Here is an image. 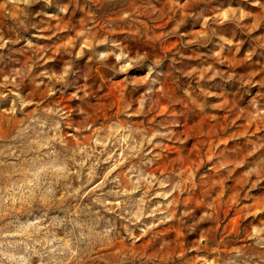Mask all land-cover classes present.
<instances>
[{
  "label": "clouds",
  "instance_id": "clouds-1",
  "mask_svg": "<svg viewBox=\"0 0 264 264\" xmlns=\"http://www.w3.org/2000/svg\"><path fill=\"white\" fill-rule=\"evenodd\" d=\"M75 2L79 5V0ZM114 2L85 0L86 6L97 9ZM123 3L127 7L97 32L94 16L87 17L80 28L63 23L61 17L69 15V6L57 0H0V264H169L170 260L183 264L186 259L184 251L161 260L159 254L149 255L138 247L161 224L191 215L177 216L171 210L178 206L175 196L191 192L195 176L183 168L153 171L167 154V143L186 145L188 140L178 135L179 118L170 112L176 98L159 80L164 59L149 51L132 54L122 37L147 36L148 25L141 15L152 23L171 15L175 21L171 28L148 37L150 45L162 46L191 22L193 27L199 23L201 30L190 33L192 38L182 46L207 48L217 35L214 25H234L252 38L247 54L251 62L264 50V34H260L264 2L238 0L234 6L213 8L214 0H167L163 11L154 4L141 9L133 0ZM52 8L57 12H50ZM44 20L60 22L42 27ZM124 25L127 32L120 30ZM133 25H143L145 31ZM68 32L73 34L54 46L36 43ZM218 39L233 45L225 35ZM210 58L233 68L223 58V49L212 52ZM200 59L201 55L177 50L170 63L178 78L195 80L197 95L212 102L197 104L191 84L184 89V97L200 111L230 110L237 118L264 123V104L252 96L250 87L255 85L250 77L210 65L176 68L181 61ZM81 60L84 66H78ZM92 65L105 68L110 79L127 77L131 102L124 100L118 111L106 113L99 93L109 81L95 82ZM137 69H144L142 76L129 75ZM217 79L248 89L250 99L223 100L218 92L202 86ZM62 96L70 97V106L59 100ZM137 121L142 123L138 126ZM262 147L252 143L248 155L256 159L251 163L247 158L234 164L221 161L217 170L247 164L241 186L258 188L264 184V155H257ZM262 213L264 204L241 208L242 220L234 233L216 228L205 231L196 246L187 250L197 254L192 264H264ZM207 222H216L214 205L186 225L187 234L199 235L197 229ZM219 236L224 237L226 252L213 251L220 247Z\"/></svg>",
  "mask_w": 264,
  "mask_h": 264
},
{
  "label": "rangeland",
  "instance_id": "rangeland-1",
  "mask_svg": "<svg viewBox=\"0 0 264 264\" xmlns=\"http://www.w3.org/2000/svg\"><path fill=\"white\" fill-rule=\"evenodd\" d=\"M57 2L69 6V15L61 17L63 23L75 24L77 28H80L84 26L87 17L94 16L97 32H102L105 28V22L114 20L121 8L127 7L123 0H115L114 3L104 5L100 9L92 5L86 6L85 0H79V5L76 4L75 0H57ZM133 2L137 8L145 9L149 7V4H154L163 11L167 0H133ZM237 2L238 0H214L212 7L222 8L230 4L234 6ZM39 7L42 6L38 5L37 8ZM248 7L249 10L259 11V9ZM81 9L84 10L82 11ZM49 11L56 13L57 9L52 8ZM207 14H211V12ZM140 19L148 25L147 36H124L122 39L132 54H135L137 50L149 51L157 58L164 59V71L159 80L161 85L176 98V104L170 109V112L173 116L179 118L176 121L181 124L178 129V135L181 139L188 140L186 145L178 142L167 143V154L158 162L153 171L159 174L160 172L168 173L173 169L183 168L192 171L195 176V183L190 186L191 192L186 191L183 196L177 195L174 197L178 206L171 210L177 216H180L182 212H189L191 215L184 217L183 221L174 220L167 224H161L153 233L143 239L138 247L146 250L149 255L159 254L161 260L165 256H172L175 252L184 251L186 259L183 264H192L197 254L187 250L189 247L196 246L197 240L203 238L205 231L210 228H216L221 232L227 229L229 233H234L236 226L242 220L241 208L259 207L264 204V184L255 189L251 188L250 184L241 186L242 174L247 164H245V168L232 167L230 170H217L221 161H226L230 164L238 161L243 162L246 158L249 163L254 161L256 157L249 156L248 153L252 150V143L264 145V123L257 122L253 124L250 119L237 118L235 111H213L211 109L200 111L195 108L183 94L184 89L189 84L192 85V97L197 104L210 103L212 101H207L197 95L195 80L187 81L182 77L178 78V74L173 71L170 61L177 50H179L185 55H201V59L181 61V63L176 65V68L186 69L192 66L203 67L210 65L227 74L235 72L236 74L250 77L252 84L255 85L250 87L252 96L260 99L261 103L264 104V50H260L257 56L251 62H248L247 54L253 47L252 38L245 37L239 30L235 29L234 25L228 24L220 27L213 26L217 35L212 36V42L207 48H202L199 45L184 48L182 46L184 41L192 38L190 33L201 30L199 23L193 27L191 22L186 27H182L180 35L171 36L164 40L162 46L158 43L150 45L148 37L157 36L167 31L175 21H173L171 15L156 23L148 20L146 15H141ZM59 22L44 20L41 26L51 25L55 27ZM88 26L91 27L90 21ZM133 27H139L142 33L145 31L143 25H133ZM120 30L127 32V25L122 26ZM185 33L188 34L185 35ZM44 34L48 35V33ZM72 34V32L61 33L59 38H54L51 41L40 40L36 41V43L54 46L60 40ZM260 34H264V27L261 28ZM218 35L227 36L233 40V45L224 44L218 39ZM221 49H223V58L229 61L233 68H229L227 63L218 64L210 58L212 52ZM27 55L31 56V51ZM47 55L51 57L52 53L49 52ZM176 58L179 59V56ZM84 65L85 61L81 60L78 66ZM90 70L94 74L95 82L99 83L101 80L109 81L103 85V91L99 93L100 103L106 113L109 110L118 111L124 100L131 102L132 86L126 82L127 77L110 79L111 74L99 65L90 66ZM143 73L144 69H137L129 75L139 78ZM177 79L179 82H177ZM202 86L218 92L223 100L240 101L242 99L247 102L250 99L246 95L248 89L241 88L237 83L224 84L222 80L217 79L210 84L204 83ZM124 89L128 90L127 93L123 92ZM59 100L66 106H70V97L62 96L59 97ZM164 107L167 108V104ZM157 119H159L158 116ZM141 123V121H137L138 126ZM244 133L249 135L247 137L243 136L242 134ZM237 136H240V138L236 139L235 137ZM249 138L252 143L249 142ZM257 155H264V147L261 148L260 153ZM185 178H187V171ZM236 201H239V205L235 203ZM213 205L215 206L216 222H207L201 225L197 229L199 235L189 236L186 225L191 224L194 219L202 215L203 211L208 210L209 206ZM260 219L264 221V213H262ZM245 239L246 237H241L242 241ZM218 240L220 247H214L213 251L226 252L227 249L223 247L225 243L224 237L219 236ZM121 243L125 246L127 245L126 241ZM164 244H169L170 247L164 249L162 248ZM203 254L201 253V255ZM169 264H173V262L170 260ZM175 264H181V262L176 261Z\"/></svg>",
  "mask_w": 264,
  "mask_h": 264
}]
</instances>
